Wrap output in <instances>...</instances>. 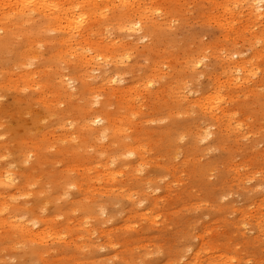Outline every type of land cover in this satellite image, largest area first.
I'll list each match as a JSON object with an SVG mask.
<instances>
[{
    "label": "rangeland",
    "instance_id": "rangeland-1",
    "mask_svg": "<svg viewBox=\"0 0 264 264\" xmlns=\"http://www.w3.org/2000/svg\"><path fill=\"white\" fill-rule=\"evenodd\" d=\"M224 1L146 0L157 24L132 33L109 27L103 40L121 39L123 63L115 66L114 56L84 73L93 92L104 76L115 75L113 87L134 98L133 113L123 109V97L109 99L108 108L113 118L128 115L131 131L122 140L138 147L141 160L125 146H107L106 137L83 148L76 134L71 144L59 140L51 109L74 110L61 122L72 133L84 119L85 81L65 77L71 101L47 94L49 105L18 78L36 69L45 79L56 65L55 34L35 47L31 66L20 60L28 37L0 47V175L12 184L7 191L18 221L44 219L54 233L34 243L13 236L12 226L4 241L0 230V264H264V16L230 3L240 15L229 26ZM227 54L247 62L246 71L233 72L241 87L228 83ZM67 66L56 71L67 75ZM97 95L88 96L87 106L93 98L92 108L102 107ZM19 148L45 158L37 167L35 152L24 162ZM105 169L119 174L104 181ZM20 182L28 187L17 190Z\"/></svg>",
    "mask_w": 264,
    "mask_h": 264
},
{
    "label": "bare ground",
    "instance_id": "bare-ground-1",
    "mask_svg": "<svg viewBox=\"0 0 264 264\" xmlns=\"http://www.w3.org/2000/svg\"><path fill=\"white\" fill-rule=\"evenodd\" d=\"M150 1L152 2V0ZM230 3L240 5L248 14L256 16L257 19H261L264 16V12H260L264 9V0H235L234 2L225 0L222 8L225 15H229V18L232 19L227 23L229 26L235 21L233 19L237 17L235 14L237 12L235 10L236 8L231 9L229 6ZM147 5L146 0H0V47L7 45L17 36L28 37L26 39L27 42H25V45L23 46V52L20 54L22 67L31 66L32 63L38 59L35 47L40 46L39 44L46 41L49 34H55V36H51V38L55 40V46H59L57 51L51 52L53 58L56 60V65L53 64L52 69L45 72L47 75L42 77L45 79H38V71L36 69H27V72L24 74L19 73L18 78L24 81L27 88L36 87L37 94H39L40 97H45L48 94L51 98L56 96L60 99L64 98L69 102L71 100L68 99V83H66L64 78L67 77L69 81L74 78H80L85 81L83 82L79 93L84 96L85 105L84 107L79 108V112L84 115V119L81 118V124L74 127L72 133L64 132L61 122L64 120L65 116H71L74 110L72 111L69 107H66L60 111L58 108H53V111L50 106L47 107L48 111L51 109L50 115L58 118L56 121L57 128H59L62 133L59 134L58 138L62 143L71 144V141H74L71 136L76 134V138L80 142V144L76 146L83 148L82 142L92 144L94 142H100L102 137H106L108 138L107 146L111 147L115 145L117 148L119 147L118 150L123 149L125 146L129 153L137 154L138 160L142 159V154L137 150L138 147L132 148L128 143L123 142L122 140V137H128L125 130L129 129L131 131L128 115L124 113L122 119L113 118L108 108L110 106V103L108 102L109 99L113 97H123V109L133 113L135 110V107L133 106L135 103L134 98L128 97V94H124V88L113 87V84L118 81V76L115 75L104 76L101 80L100 86L95 88V92H93L86 84L87 80L84 73L94 67H99V69H101L105 64L109 63L110 59L114 56L113 62L115 66L123 63L124 58L118 47L122 42L121 39L117 40L115 43H106L103 38L105 39L107 37H104V35L111 26L117 28L119 31L132 33L156 25L158 21L157 16L155 15L156 11L152 10ZM237 14L239 13L237 12ZM26 26H28L27 29H21ZM261 42L264 43V38L261 39ZM229 54H227L225 60H223L224 68L227 70V73H230V76L227 75L230 79V81L227 79L228 83H234L236 87H241L243 82L238 84V80L240 79L238 77L240 76L234 75L233 72L239 71L241 66L243 68L247 62H245L243 58L232 61ZM60 63L68 65L66 70L70 67L67 75L56 71V68L58 69V64ZM241 70L246 71L245 68ZM69 75L72 77H69ZM95 93L98 94L96 96L97 99L101 97L103 98L102 107H98L97 109H94L91 106L92 103H96V100L91 98L90 106H87L86 101L90 94ZM210 99L216 98L214 96L209 98V100ZM43 101L50 105L51 100L47 99V97L43 98ZM210 110L214 111L213 108H210ZM205 111L208 112V110ZM70 120L72 121L73 118ZM99 123H102V125H97ZM129 138L131 139V142L137 145L139 144L137 140L132 137V134ZM1 150L0 146V152ZM34 152L35 161H33L32 164L35 162L38 167V165H41L40 162L43 161L42 159L45 158V155H42L40 151H34L29 148H19L16 154L19 159H24V162H27L26 154ZM35 167L32 166L25 174L31 173ZM117 174H119V172L105 169L102 172V180H115ZM11 186L12 184L8 176L1 174L0 217H2L3 214H7L11 218H15L11 221H9L8 218L0 219V230L5 232L1 235L2 240L8 241L11 239L12 235H16L24 239L28 238L34 243L46 242V237H49V235L51 237L52 234H54L51 232L47 220H27L22 222L18 221L16 218L14 212L17 209L13 204L15 197L7 191ZM27 187V182H20L15 188L17 190H24ZM24 194L25 193L21 192V195ZM88 206V209L92 210L96 204H89ZM36 224L40 226L35 232L33 226ZM10 226L14 229L12 235L10 234ZM57 239L58 241H62L61 237L57 236Z\"/></svg>",
    "mask_w": 264,
    "mask_h": 264
}]
</instances>
